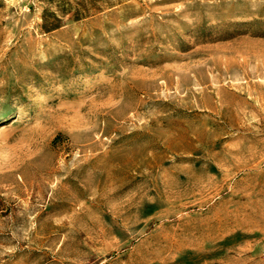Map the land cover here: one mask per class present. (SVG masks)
Segmentation results:
<instances>
[{
    "label": "rangeland",
    "instance_id": "374dc122",
    "mask_svg": "<svg viewBox=\"0 0 264 264\" xmlns=\"http://www.w3.org/2000/svg\"><path fill=\"white\" fill-rule=\"evenodd\" d=\"M52 1L0 0V264H264V0Z\"/></svg>",
    "mask_w": 264,
    "mask_h": 264
},
{
    "label": "trees",
    "instance_id": "16d2710c",
    "mask_svg": "<svg viewBox=\"0 0 264 264\" xmlns=\"http://www.w3.org/2000/svg\"><path fill=\"white\" fill-rule=\"evenodd\" d=\"M46 3L50 4L54 1L45 0ZM62 4L58 5V11L60 14L65 15L67 12H72V16L69 20L78 21L83 18H86L90 15L91 12L97 11L100 9L99 0H79L74 2L73 4L69 2H63V0H59ZM107 5H111L110 2L106 3ZM74 5V6H72ZM61 26V18L56 15L55 12H50L49 9H44L42 13V23L40 25V29L43 32H50L58 29Z\"/></svg>",
    "mask_w": 264,
    "mask_h": 264
},
{
    "label": "bare ground",
    "instance_id": "6f19581e",
    "mask_svg": "<svg viewBox=\"0 0 264 264\" xmlns=\"http://www.w3.org/2000/svg\"><path fill=\"white\" fill-rule=\"evenodd\" d=\"M2 129H3V128H2ZM2 129H1V130H2Z\"/></svg>",
    "mask_w": 264,
    "mask_h": 264
}]
</instances>
